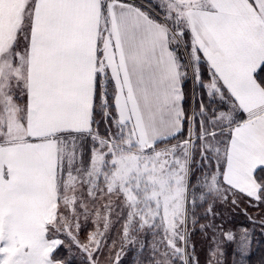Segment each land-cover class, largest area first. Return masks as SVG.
<instances>
[{"label": "snow or ice", "instance_id": "1", "mask_svg": "<svg viewBox=\"0 0 264 264\" xmlns=\"http://www.w3.org/2000/svg\"><path fill=\"white\" fill-rule=\"evenodd\" d=\"M217 205L264 230V0H0V264H250Z\"/></svg>", "mask_w": 264, "mask_h": 264}, {"label": "trees", "instance_id": "2", "mask_svg": "<svg viewBox=\"0 0 264 264\" xmlns=\"http://www.w3.org/2000/svg\"><path fill=\"white\" fill-rule=\"evenodd\" d=\"M206 207V205H205ZM202 211V209H201ZM236 211H240L236 212ZM254 209L250 208V212H254ZM235 213H238L237 215H235ZM233 216V217H231ZM230 216V218L234 221V223L236 224V226H239L241 224L246 225L249 228L255 227V231L252 233V254L249 258L250 264H260V260L261 257L264 256V230H262L259 227V224L253 226L251 224L248 223L246 217L243 215V213L241 212V210L239 208H235L234 209V213L232 212V215ZM236 216V217H234ZM204 221L201 220V223H203ZM199 225H197V228ZM201 233L199 231L193 233L191 240H193L192 242L196 245V250L198 252L201 253V258H203V248L206 246V242L204 240L201 239ZM194 237V239H193ZM71 255V254H69ZM133 252L129 251L128 257L126 259V264H129V262L133 259ZM73 264H79V257L76 256L73 259Z\"/></svg>", "mask_w": 264, "mask_h": 264}, {"label": "rangeland", "instance_id": "3", "mask_svg": "<svg viewBox=\"0 0 264 264\" xmlns=\"http://www.w3.org/2000/svg\"><path fill=\"white\" fill-rule=\"evenodd\" d=\"M103 127V125H101V128ZM207 206V205H206ZM214 211L215 212H217V213H220V215H221V218L222 219H224V220H230V221H232V224L233 225H236L235 223H234V221L230 218V216L232 215V212L234 213V208L233 207H231L230 205L229 206H224V205H217L216 207H215V209H214ZM248 211L250 212V208L248 209ZM236 212H239L240 213V211H236ZM238 213H235V215H237ZM238 216V215H237ZM240 216V215H239ZM238 216V217H239ZM231 217H233V216H231ZM234 217H236V216H234ZM217 223H219V221H217ZM199 227V226H198ZM201 236V235H200ZM193 239H194V237H193ZM193 241V240H192ZM79 257V256H78Z\"/></svg>", "mask_w": 264, "mask_h": 264}]
</instances>
